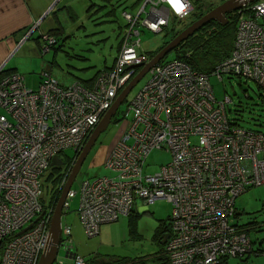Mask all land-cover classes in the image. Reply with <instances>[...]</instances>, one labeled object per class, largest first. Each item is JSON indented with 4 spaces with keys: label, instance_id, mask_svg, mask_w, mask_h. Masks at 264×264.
Segmentation results:
<instances>
[{
    "label": "built area",
    "instance_id": "2783aa9c",
    "mask_svg": "<svg viewBox=\"0 0 264 264\" xmlns=\"http://www.w3.org/2000/svg\"><path fill=\"white\" fill-rule=\"evenodd\" d=\"M235 1L243 5L230 12L236 18L230 54L210 75L181 59L151 67L124 111L130 114L128 127L106 155L111 175L84 179L67 193L63 208L78 196L76 212L88 236L129 215L137 198L146 204L166 199L171 208L164 246L168 264H221L253 253L248 231L233 219L234 200L264 185V132L230 119L227 97L218 101L210 83L211 77L238 76L264 91V0ZM149 2L155 5L147 8ZM191 7L189 0H145L135 13L123 10L120 49L92 87L61 85L44 69L36 88H29L24 76L0 67V264H38L51 245L55 208V202L44 206L41 201L42 174L56 154L72 149L75 157L82 151L135 67L150 60L140 48L138 28L162 32L171 15L182 18ZM56 42L50 34L42 36L40 51H50ZM154 149L168 152L170 160L145 174V159ZM70 163L71 158L60 188ZM61 244L70 264L86 263L72 251L69 225H61Z\"/></svg>",
    "mask_w": 264,
    "mask_h": 264
},
{
    "label": "rangeland",
    "instance_id": "374dc122",
    "mask_svg": "<svg viewBox=\"0 0 264 264\" xmlns=\"http://www.w3.org/2000/svg\"><path fill=\"white\" fill-rule=\"evenodd\" d=\"M191 1V11L182 18H177L171 15L169 17L168 25L162 32L155 33L148 28L139 27L138 30L140 31V34L138 37L140 40L141 50L146 53L156 52L164 44V41L167 42L168 40L170 41L172 39L171 36L173 32H175V30L180 32L189 25V23L193 20L194 13L196 14L197 11L206 13L207 10L212 9L213 7L221 3V0ZM127 2L131 3L132 0H128ZM143 2L141 1V3ZM199 2H202L203 6H201ZM102 13L103 11L100 10L97 11L96 14L100 16ZM118 14L120 16V10ZM100 19L102 18H97L95 22L98 23V20ZM104 19H106V21L99 22L98 25H95V28L96 31L99 29L103 30V32L97 33V35H101L104 37L105 35H109V37L112 38L111 48L110 43H79L76 44V46L81 50L78 52L72 51V54H70L72 55V58L65 57L64 54L58 49L55 53L53 48L46 53H42L41 51L37 56H35L34 52L26 49L27 43L30 42L31 44L32 42L30 40H27L24 42L26 46L21 47V49L17 48L15 54L9 58L6 64H14V66H16V69L18 70L16 73L24 76L25 83L28 87L34 88L37 84V81L39 80L40 73L42 72V70L46 69L44 67L51 61V74H53V76L60 83L65 84L64 86H69L76 81L74 78L76 76L75 73L77 70L74 67H78V65L81 64L93 65L94 62H97L99 64H110L111 56L114 54L115 46L117 43V38L114 39L113 34L107 32V30H109L110 23L109 21L107 22V16H104ZM117 20L122 22L119 17ZM90 24H92V22H90ZM97 37L98 36H96L95 38ZM89 46L92 48L91 51H89V49L87 48ZM55 47H57V44L55 45ZM175 55L176 50L174 49L169 52L160 62L175 59ZM53 59H55L57 65L53 62ZM62 60H65L68 65L74 67L64 66L62 64ZM99 64H96V67L99 66ZM42 65H44V67H42ZM135 68L136 74L141 69V67ZM146 78L147 74L133 86V88L127 94L125 100L120 104L119 108L116 111V114L112 117L107 128L99 134L97 140L95 141V144L83 161L81 168L70 189L78 190L80 181L84 179H92L97 176L111 175L107 168L104 166L106 155L115 139H117L124 130V127L125 130L128 127L130 114L128 113V115L124 116V111L128 102H131L132 98L141 89L142 85H144V81L146 80ZM131 79L129 80V82L131 81ZM210 83L213 87L214 95L218 101H225V97H227L228 107L226 109L228 110L227 114L230 119L246 129L264 132V91L259 88L254 81L246 80L238 76H224L222 81L217 80L215 77H211ZM126 85L124 84L123 88L126 87ZM120 92L121 91H119V93ZM226 95H228L229 97ZM79 153H77L74 157L73 150L66 149L63 152L56 154L55 156H58L64 162L60 167L51 165L52 160L50 161V164L47 166L41 177V201L44 206H46L51 200L53 188L54 191L55 189L56 191L58 189L59 193L62 189L60 188V183L63 178L61 177L60 182L56 183V185L53 184L54 179L58 176V174H63L64 169L70 162V158V164L72 165L75 163ZM169 160L170 154L168 152L163 149H154L148 154L145 159L143 172L145 174H152L154 172H157L160 169V166L167 163ZM234 203L235 210L239 214L236 220L239 223L249 224L248 227L250 228V230L248 233L251 241L253 242V248H264V185L252 187L246 190L235 198ZM77 205V196L69 200V208L63 210L64 212L61 217V223L69 224V226H71L73 229L71 236L73 243L72 251H76L79 254L87 257V252L93 250V248L91 247L92 243L104 238V236H100V234L88 236L81 227H78V229L75 230V223H77L75 210L77 209ZM150 206L151 207L149 208L147 213H143L135 219L131 220L125 217V229H123L124 221L122 220H120V222H122V227L119 228L117 227L116 222L106 223L113 224L112 229L116 231V236L112 239H115L118 236L119 241L104 242V246H99V251L123 254V252L125 253L127 249V255H136L138 254V252H135V250L140 247V244H144V247H148L147 244L151 242L150 238L152 230L157 226L158 220L161 218H166L168 216V213L170 214V204L166 199H157ZM25 228L26 227L19 231V233L22 232ZM115 228H117V230ZM120 244H125V250L116 248ZM129 252L133 254H130ZM60 261L64 264L71 263L70 257H67L66 249L62 244L58 246V252L55 262L59 263ZM247 264H264V255L259 254L256 256L255 253L249 254Z\"/></svg>",
    "mask_w": 264,
    "mask_h": 264
},
{
    "label": "crops",
    "instance_id": "0c3cea01",
    "mask_svg": "<svg viewBox=\"0 0 264 264\" xmlns=\"http://www.w3.org/2000/svg\"><path fill=\"white\" fill-rule=\"evenodd\" d=\"M127 1L128 0H0V67H2V72L18 71L14 64L7 65L6 62L12 55L15 54L17 48L21 49V47L26 46L24 42L27 40L32 42L31 44L30 42L27 43L26 49L34 52V55L37 56L41 52L37 40H41L42 36L44 35L50 34L54 36L57 40V47L53 46L55 53L58 49L64 54L65 57L69 58H72V55H70L72 54V51L78 52L81 50L76 46V44L79 43H110L111 48L112 38L109 37V35H105V37L97 35V33H101L103 30L99 29L96 31L95 28V25H98L99 22H105L106 19H104V16H107V22L109 21L110 23L109 30H107V32L112 33L114 39L117 38L114 54L111 56V62L109 65L105 63L99 64L94 62L93 65L81 64L78 65V67H74L68 65L65 60H62V64L64 66L76 68L77 71L74 78L76 80L75 82L79 81L85 86L91 85L98 71L112 67L114 59L120 49L121 39L126 24L122 17V11L127 8L128 11L134 13L145 2V0H132L131 3H128ZM141 1L144 2L141 3ZM189 1L190 3L192 2L191 0ZM153 2L156 3L157 0H153ZM222 2L223 0H221V3ZM200 4H202V2ZM149 5L155 4L149 2L146 4V7L148 8ZM100 10L103 11V13L98 16L96 13ZM119 10L120 16L118 14ZM100 17L102 19L98 20V23H96L95 20ZM118 17L122 20V22L117 20ZM90 22H92V24H90ZM96 36L98 37L95 38ZM87 48L89 51L92 50L90 46ZM53 62L57 65L55 59H53ZM51 63L52 62L50 61L45 67L42 65V67L46 68L45 70L50 71V73H52ZM96 64H99V66L96 67ZM51 75L53 76V74ZM222 79L219 81H222ZM59 84L65 85L60 82ZM36 86L34 88H36ZM150 205L151 204H146L142 199L137 198L135 199L131 213L129 215H120L113 222H116L117 227L119 228L122 227V222H120V220L124 221L123 229H125V217L131 220L135 219L141 214L147 213L151 207ZM63 210L65 209L63 208ZM76 210L75 214L77 217V223H75V230H77L78 227L83 228ZM238 215L239 214L235 210L233 218L234 221L237 223V225H240V227L246 229L249 232L250 228L248 227V223H239L236 220ZM170 216L171 208L170 214L168 213L166 218L159 219L157 226L153 228L150 238L151 242L147 244L148 247H144V244H140V247L135 250V252H138L136 255H127V249L125 253L123 252V254L99 251V246H104V242L119 241L118 236L115 239H112L116 236V231L112 229L113 224H102L100 226L98 234H100V236H104V238L92 243L91 247L93 250L87 252V257L79 254L75 251V249L74 251L85 259V264H168L166 254L164 253V246L166 240L169 237L167 234H170L171 232ZM65 224L61 223V225ZM115 229L117 230V228ZM70 231L72 236L73 229L71 226ZM116 248L125 250V244H120ZM253 253H255L256 256L259 254L264 255V248H253ZM248 258L249 254L242 257L225 258L221 264H247ZM55 261L53 264H55Z\"/></svg>",
    "mask_w": 264,
    "mask_h": 264
},
{
    "label": "water",
    "instance_id": "95a60500",
    "mask_svg": "<svg viewBox=\"0 0 264 264\" xmlns=\"http://www.w3.org/2000/svg\"><path fill=\"white\" fill-rule=\"evenodd\" d=\"M250 1H255V0H250ZM242 5L243 4L241 2H237L235 0H224L222 3L208 10L198 19L192 21L188 26H186L182 31H180L164 46L158 49L147 63H145L144 65L136 66V67H141V69L134 75L131 81L128 82L126 87H124L121 90V92L118 94V96L115 98L110 108L106 111L100 122L97 124V126L89 136L85 146L83 147L82 151L79 153L75 163L70 169L67 180L63 185L62 189L60 190L53 211V215L51 218V225H50V233L52 239L51 245L41 255L38 264H53V262L55 261L58 252L59 242H60L61 217H62L63 206L66 200L67 193L69 192L81 168L83 161L85 160L87 154L95 144V141L97 140L99 134L107 128L112 117L116 114V111L119 108L120 104L125 100L127 94L130 92L133 86L137 84V82L147 74L148 70L151 67L159 63L169 52L177 48L182 41L186 40L188 37L195 34L201 27H203L205 24H207L210 21H217L221 24H225L228 21L226 18V14L240 8ZM51 165L55 167L57 166L60 167L63 165V160H61L58 156H55L51 161ZM27 228H25L23 231L27 230Z\"/></svg>",
    "mask_w": 264,
    "mask_h": 264
},
{
    "label": "trees",
    "instance_id": "16d2710c",
    "mask_svg": "<svg viewBox=\"0 0 264 264\" xmlns=\"http://www.w3.org/2000/svg\"><path fill=\"white\" fill-rule=\"evenodd\" d=\"M200 5L203 6V4H200ZM125 10H127V8H125ZM204 13L205 12H202V11L198 12L197 11L196 14L194 13L192 21L201 17ZM234 16L235 15L232 13L226 14V18L228 21L225 24H221L217 21H210L207 24H205L195 34L188 37L186 40L182 41L179 44V46L177 48H175V50H176L175 59L184 60L193 69L200 71L202 73H205L207 75H210V73L215 68V66L219 62H221L223 59H225L230 54V52L232 50L233 42H234V36H235V28H236V25H235V19L236 18ZM178 33H179V31L175 30V32H173L171 38L176 36ZM167 42L164 41V44L162 46H164ZM37 43H38L39 48H40V40L39 41L37 40ZM155 53L156 52H151V53L149 52L146 54H148V57L151 58ZM8 72H11V71H8ZM8 72H4V73H8ZM98 72H97V74H98ZM97 74H96V76H97ZM95 77L93 79V83H94ZM77 82H79V81H77ZM93 83L89 86H86V87H92ZM227 112H228V110H227ZM52 169H54V168H52ZM55 169H58V168H55ZM65 169H64V171H65ZM61 177H62V175L58 174V176L54 179L53 184L56 185V183H59L61 180ZM52 191H53L52 198L48 202V205L53 204L57 200L56 198H58L56 196H58L59 190L57 189V191H56V189H55V191H56L55 192L54 188H53ZM0 243H2V242H0ZM0 246H1V244H0Z\"/></svg>",
    "mask_w": 264,
    "mask_h": 264
},
{
    "label": "flooded vegetation",
    "instance_id": "af4514ba",
    "mask_svg": "<svg viewBox=\"0 0 264 264\" xmlns=\"http://www.w3.org/2000/svg\"><path fill=\"white\" fill-rule=\"evenodd\" d=\"M125 10V9H124ZM128 11V10H127ZM124 19V18H123ZM125 20V19H124ZM64 163V162H63Z\"/></svg>",
    "mask_w": 264,
    "mask_h": 264
},
{
    "label": "bare ground",
    "instance_id": "6f19581e",
    "mask_svg": "<svg viewBox=\"0 0 264 264\" xmlns=\"http://www.w3.org/2000/svg\"><path fill=\"white\" fill-rule=\"evenodd\" d=\"M160 3V2H159Z\"/></svg>",
    "mask_w": 264,
    "mask_h": 264
}]
</instances>
